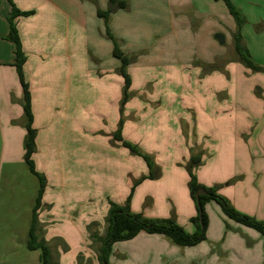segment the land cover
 <instances>
[{"label": "crops", "instance_id": "1", "mask_svg": "<svg viewBox=\"0 0 264 264\" xmlns=\"http://www.w3.org/2000/svg\"><path fill=\"white\" fill-rule=\"evenodd\" d=\"M231 1L247 21L252 17L245 4ZM12 2L20 11L32 13L17 18L16 23L26 55L24 69L32 96L38 147L44 146V133H59L64 128L73 103L92 100L91 91L95 90L96 101H107L112 110L121 112L125 119L123 139L144 153L153 154L161 169L160 178L146 179L135 188L130 202L133 213L152 220L174 218L187 232L196 231L191 219L197 215V208L185 169L192 149L202 155V164L195 171L199 183L217 187V193L237 211L264 221V157L252 160L239 157V150L251 141L252 126H258L257 116L264 117V101L257 99L260 114L254 113L249 102L256 86L264 98V87L251 82V75L240 61L227 62L232 58L225 53L234 46L238 26L223 1L129 0L130 12L118 10L108 21L98 11H106L109 0ZM11 12V3L0 0V91L13 100L16 118L24 124L23 91L13 67L16 45L6 39ZM139 19L146 22L140 25L136 23ZM152 24L163 30L149 31ZM244 29L242 26L243 42L247 40ZM108 31L131 60L126 69L131 78L130 97L123 110L122 62L113 55L114 45ZM218 34L224 36L223 45L216 39ZM143 38L148 41L142 42ZM175 43L177 56L172 62L155 60L156 55L168 57ZM224 46H229L227 52ZM111 114L105 112L102 118L108 121ZM83 126L91 130L89 124ZM262 136L264 126L259 142ZM116 145L124 156L123 162H128L125 188L115 198L116 203L124 206L132 179L139 180L149 170L146 163L130 166L140 162L127 155L122 142ZM231 179L235 183L225 185ZM56 210L51 209L55 228L61 223L57 221ZM81 218L79 214L76 222L79 230L84 229L79 225ZM104 218L106 225L107 217ZM208 218L206 241L212 245L204 241L193 247H176L163 236L141 232L134 239L123 241L128 245H119L131 250V254L122 251L123 264H158L157 255L164 259L161 260L164 264H234L235 260L240 264H264V238L260 233L226 216L209 214ZM91 220L89 215L83 221L88 225ZM56 236L65 247V242L73 241L61 232ZM143 243L150 252L133 248ZM213 245H218L219 250ZM91 253L92 264H100L97 254ZM80 255L66 251L54 254L52 261L76 264Z\"/></svg>", "mask_w": 264, "mask_h": 264}, {"label": "rangeland", "instance_id": "2", "mask_svg": "<svg viewBox=\"0 0 264 264\" xmlns=\"http://www.w3.org/2000/svg\"><path fill=\"white\" fill-rule=\"evenodd\" d=\"M126 1L128 8L122 11L130 12V2L129 0ZM237 1L245 4L246 8L251 11L252 17L250 16L248 21L244 17L243 27H245L247 40L243 43L246 45L248 42L251 60L262 70L255 72L244 66L243 63L241 64L251 75V82L264 87V0ZM245 2L250 3L246 5ZM137 21L136 23L140 25L146 22L143 19ZM158 28V24H152L149 31L152 29L163 30V27L157 30ZM128 34L130 35V33ZM146 41L148 39H142V42ZM117 43L119 44V42ZM176 47V43L172 45L173 52L168 57L156 55L155 60L157 62H172L177 56L174 53ZM230 47L233 50L230 51L231 53L228 51L229 46H224L226 52L228 51V54L225 53V55L232 58V60L228 59L227 62H239L240 57L233 49L234 46ZM119 48L120 50L123 49L120 44ZM258 87L254 88V95L252 94L251 99H249L256 114L261 112L257 99L264 101ZM95 93L97 91H91L92 100L90 101L73 103L71 117L64 128H61L59 133H44V146L42 148L37 146L33 155L36 169L45 179V192L42 205L38 210V232L45 242L48 243L49 241L47 245L52 257L54 254L66 253V251L73 254L80 253L81 255L76 259V264H92L91 251L98 254L101 243L99 239L93 238L91 235L105 236L107 223L105 225L104 217L108 215L110 202L116 203V196L120 194L123 187L125 188L126 177L124 172L128 164V162H123L124 156L115 140L116 131L121 120H123L121 112L112 110L107 101H96L93 98L96 97L94 96ZM13 104V100L6 98L0 91V264H38L40 250H30L27 244L33 209L40 189V180L31 173L25 163L27 132L23 126V121L20 122L16 118ZM105 112L113 113L108 121L102 118V114ZM117 115H119V119ZM257 122L258 126H252L251 133H249L250 143H247L248 145L243 150H239V157L251 160L264 157V136L259 142L264 126V117L261 114L257 116ZM83 123L89 124L91 130L88 131L86 129L88 127L83 126ZM193 149L195 150V147ZM190 152L193 153L194 151L190 149ZM127 153V155H132V159L140 162V164L129 162L130 166L145 165L141 157L132 154L129 150ZM151 156L154 159V155ZM249 169L253 170V166H250ZM135 182L132 179V184ZM233 183H235V179L226 181L225 185ZM53 208L57 209L56 218L57 221L61 222L56 228L53 226L54 221L51 218L53 215L51 209ZM206 212L208 215L218 218L225 217L219 206L214 203L206 205ZM79 214L83 218L79 222V225L83 226V230L77 229L76 222ZM89 215L92 220L86 225L83 220H86ZM61 228L63 229L59 231ZM81 231H84L86 239L82 237ZM59 232L68 235L73 241L65 242L67 244L65 247L56 236ZM167 241L176 246L170 240L167 239ZM205 243L212 245L208 241ZM119 245L128 244L121 242L113 245L109 264H123L122 251L131 254L129 248ZM213 246L215 250L220 248L218 245ZM133 248L135 250L140 248L144 253L150 252L144 243L138 247L133 246ZM118 251L120 252L118 253ZM233 255L236 256L235 252ZM157 256L158 264H164L161 263V260L164 259L160 260V256ZM235 261L234 264H240L239 260Z\"/></svg>", "mask_w": 264, "mask_h": 264}, {"label": "trees", "instance_id": "3", "mask_svg": "<svg viewBox=\"0 0 264 264\" xmlns=\"http://www.w3.org/2000/svg\"><path fill=\"white\" fill-rule=\"evenodd\" d=\"M12 5V12L9 16L10 31L6 39L16 45L15 60L13 67H15L22 86L23 96L22 105L24 112V126L26 129L25 138V163L27 164L31 173L37 176L40 180V189L36 198V204L33 209L32 223L29 230L28 248L30 250H40L38 264H54L52 261L51 251L41 238L38 232V210L42 205V198L45 192V179L40 174L33 161V155L37 150V130L34 128V114L32 109V96L29 84L26 80L25 63L26 55L23 50L21 38L17 28L16 20L22 16H29L31 12H22L16 8L12 0H8ZM223 1L230 14L237 23L238 30L234 34L235 51L240 57V62L247 68L255 72L261 71L262 68L251 60V55L248 48L243 43L241 35V27L244 25L245 19L239 9L232 3L231 0H216ZM109 7L106 11H98V15L108 21L110 15L118 10H125L128 8L126 0H109ZM107 36L113 41L114 50L113 55L122 62L121 74L124 78V93L122 100V110L130 97L131 78L127 74V67L131 64V60L119 48L117 40L108 31ZM123 120L115 134V140L122 142L124 148L128 149L132 154L141 157L146 163L149 174L142 176L137 180L132 188L130 195L127 198L126 204L121 206L115 202H110V208L106 218L107 228L105 236L98 237L92 234L91 237L99 239L101 246L98 250L97 259L100 264H109L110 255L112 254L113 245L118 242L129 241L134 239L141 232L148 234L160 235L172 242V244L180 247H193L207 240V231L209 227V218L206 212V205L209 202H215L221 208L223 214L230 220L251 229L256 230L264 238V221H259L255 217L243 214L237 211L225 198L217 193V187H205L201 185L195 174L196 169L202 164L201 153H192L191 159L186 166V170L190 176L188 183L190 195L194 200L197 208V215L191 219V223L196 227L194 233L187 232L180 226L174 218L169 219H147L141 214H135L130 209V202L135 188L144 180H156L161 177V169L156 165L151 155L144 153L137 145L125 141L122 137ZM200 191H204L197 197Z\"/></svg>", "mask_w": 264, "mask_h": 264}, {"label": "water", "instance_id": "4", "mask_svg": "<svg viewBox=\"0 0 264 264\" xmlns=\"http://www.w3.org/2000/svg\"><path fill=\"white\" fill-rule=\"evenodd\" d=\"M216 39L219 41V43H220L221 45H223L224 42H225L224 36L221 35V34L216 35ZM204 193H205L204 191H200V192L197 194V197H199L201 194H204Z\"/></svg>", "mask_w": 264, "mask_h": 264}]
</instances>
